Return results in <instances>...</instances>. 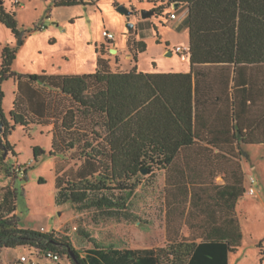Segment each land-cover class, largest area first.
<instances>
[{
	"label": "trees",
	"instance_id": "1",
	"mask_svg": "<svg viewBox=\"0 0 264 264\" xmlns=\"http://www.w3.org/2000/svg\"><path fill=\"white\" fill-rule=\"evenodd\" d=\"M159 1L156 15H161L164 3L173 7L175 2L179 6L164 17L170 19L176 11L185 13L190 72L143 73L136 67L128 72L113 70L106 45L101 44L96 48L94 71L18 74L12 69L16 49L6 45L0 56V149L15 152L7 138L8 126L20 125L27 130L39 125L47 128L51 138L49 156L73 149L84 151L87 169L82 170V176L65 184L60 175L55 177L58 205L69 202L127 209L142 169L152 175L165 171L167 245L130 249L90 240L91 246L80 251L53 230L21 227L16 214L17 191L5 185L0 188V250L30 246L44 254H67L71 264H229V255L241 247L243 234L236 205L238 198L249 193L241 163L249 155L242 145L261 142L241 127L237 135H226L225 146L214 134L201 133L196 127L197 102L199 81L208 75L215 88L224 83L221 89L226 100L232 81V97L242 104L254 101L255 86L263 88L264 0ZM52 3L57 7L93 5L94 0ZM0 22L21 38L15 12L2 4ZM145 47L142 40L128 41L135 61ZM9 77L17 81V91L6 116L1 84ZM219 98L215 96V100ZM234 112L240 123L242 112ZM43 154L44 148L32 146L35 161ZM217 175H222L224 184L213 182ZM115 189L121 191L119 197ZM184 225L189 228L186 233L181 231ZM257 247L259 264H263L261 241Z\"/></svg>",
	"mask_w": 264,
	"mask_h": 264
},
{
	"label": "rangeland",
	"instance_id": "2",
	"mask_svg": "<svg viewBox=\"0 0 264 264\" xmlns=\"http://www.w3.org/2000/svg\"><path fill=\"white\" fill-rule=\"evenodd\" d=\"M1 1L5 8L15 12L21 38L15 37L0 22V55L6 45L16 49L12 69L18 74L93 71L97 61L96 48L101 44L106 45V56L115 70L135 65L151 72L189 69L188 58L183 60L174 52L177 45L189 46L185 13L176 11V19H167L164 15L173 7L164 3L161 15H156L155 8L161 5L159 0H94L93 5L59 7L54 6L52 0ZM119 6L132 13L128 16ZM147 9L153 10L154 14L144 18L141 12ZM128 22L133 23L132 29L128 28ZM40 25L44 28L39 29ZM103 31L112 33L113 39H105ZM129 40L145 42V50L137 55L136 61L129 52ZM168 51L173 55H168ZM15 85L13 77L1 84L2 108L6 116L13 105ZM10 126L7 138L15 152L0 149V188L9 185L16 189V214L21 227L46 232L53 230L58 237L71 240L80 251L91 246L90 240L114 247L167 245V235L161 226L163 171L158 170L153 175L146 171L139 176L140 183L128 198L127 209H99L69 202L58 205L55 202V177L60 175L65 184L82 176L87 169L82 159L84 151L73 149L64 155L49 156L51 138L46 127L36 125L25 130L20 125ZM35 145L45 150L36 161L32 155ZM246 149L250 155V162L245 165L246 190L249 178L254 177L259 195L246 192L239 199L237 210L242 245L230 254L229 264H259L257 243L261 241L264 246V145L247 146ZM120 193L115 189L117 197ZM0 264H71V261L67 254L60 253L58 260H53L38 248L22 246L2 248Z\"/></svg>",
	"mask_w": 264,
	"mask_h": 264
},
{
	"label": "crops",
	"instance_id": "3",
	"mask_svg": "<svg viewBox=\"0 0 264 264\" xmlns=\"http://www.w3.org/2000/svg\"><path fill=\"white\" fill-rule=\"evenodd\" d=\"M111 49V47L109 48ZM172 52V51H168ZM167 52V54H168ZM98 55V53H97ZM173 55V52L172 54ZM1 56V55H0ZM112 65V64H111ZM136 67V69L140 72L143 73H187L191 71V64L189 62V69L181 70V71H174V72H151V71H145V70H140L137 65L132 66V67H123V69L119 71L123 72H128L132 68ZM96 68V67H95ZM112 69L115 70V68L112 65ZM95 70V69H94ZM93 70V71H94ZM195 72V71H194ZM211 75H208L207 78H203V80L199 81L200 83V93H199V99L197 102V112H198V118L196 119L197 123V129L203 134H209L212 133L214 137H219L222 140V144L225 146L227 145V142L224 140L226 135L228 133L235 134L237 135L238 128H242V132H248L249 135H251L253 138H256L259 140L261 143L257 144H243V148L247 151V146H262L264 145V86L261 88L260 86H255L253 88V102L250 103L247 101L245 104L238 103L235 100V97H232L233 94V88L232 84L233 82L230 81L229 83V89H228V99L226 100V94L223 91V88L221 89L222 86H224V83L218 84V88H215L216 86H213L212 80L210 79ZM221 77V76H220ZM219 79V77H218ZM15 85V90H14V97H15V92L17 91V81ZM222 85V86H221ZM262 89V90H261ZM221 96V99L215 100V96ZM247 109H244L246 108ZM235 109H238L242 112L240 115V123L236 119L235 116ZM236 143V141H235ZM206 145V143H203ZM237 144H235L236 146ZM207 146V145H206ZM202 147H205L204 145ZM209 147V146H208ZM193 148H186V151H189L190 153L193 151ZM215 150L214 152H216ZM248 152V151H247ZM249 155V153H248ZM191 156V155H190ZM193 157V156H192ZM197 158V157H196ZM187 159V158H186ZM250 155L249 159H242V167L245 172L246 176V163L250 162ZM193 161V160H191ZM251 167L255 168L254 164H251ZM165 171H163V180H162V185L163 188L165 186ZM213 182L216 184H224L225 181L222 177V175H217L214 179ZM246 186V183H245ZM256 192L253 194H258ZM259 195V194H258ZM163 196L165 199V193L163 191ZM243 197V196H242ZM260 197V196H259ZM241 198V197H240ZM238 198V202L239 199ZM238 202L236 205V210L238 208ZM238 213V210H237ZM162 228L163 231L166 233L167 232V219H166V208L163 210L162 214ZM182 232L186 233L189 231V228L187 225H184L183 228L181 229ZM90 247V246H89ZM119 248H130V249H143L147 247H141L138 245H127V246H122ZM230 257V255H229Z\"/></svg>",
	"mask_w": 264,
	"mask_h": 264
},
{
	"label": "built area",
	"instance_id": "4",
	"mask_svg": "<svg viewBox=\"0 0 264 264\" xmlns=\"http://www.w3.org/2000/svg\"><path fill=\"white\" fill-rule=\"evenodd\" d=\"M170 19H173V20L176 19V14L171 13ZM103 35H104L105 39H107L109 41H111L113 39V34L108 32V31H103ZM174 52H176L180 56L181 59L185 60L188 58V55H189V46L184 47L181 45H177L174 48ZM248 182H249L248 192L250 194L255 193L256 187H255L254 177H250ZM74 229H76V227H74ZM45 256L50 258V259H53V260H58V258H59L58 254L52 253V252H46ZM21 259H25V257H21Z\"/></svg>",
	"mask_w": 264,
	"mask_h": 264
},
{
	"label": "water",
	"instance_id": "5",
	"mask_svg": "<svg viewBox=\"0 0 264 264\" xmlns=\"http://www.w3.org/2000/svg\"><path fill=\"white\" fill-rule=\"evenodd\" d=\"M1 3H2V1L0 0V4ZM178 6H179V3H177V2L173 3V8H177ZM119 9L124 11L128 16L132 13L131 10L126 9L123 6H119ZM141 14H142V17L145 18V17H149V16L153 15L154 11L153 10H148V9L147 10H142ZM127 26H128L129 29H132L133 23L128 22ZM20 42H21V40L19 41V43ZM110 50L112 52H116V49H110ZM171 54H172V52H168V55H171ZM1 130H2V122L0 121V133H1ZM142 172H146V170L142 169Z\"/></svg>",
	"mask_w": 264,
	"mask_h": 264
}]
</instances>
